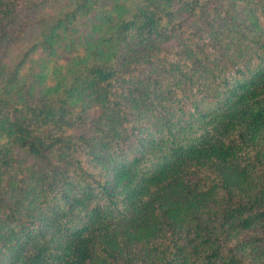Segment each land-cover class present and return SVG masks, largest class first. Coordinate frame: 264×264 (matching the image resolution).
<instances>
[{
	"label": "trees",
	"instance_id": "1",
	"mask_svg": "<svg viewBox=\"0 0 264 264\" xmlns=\"http://www.w3.org/2000/svg\"><path fill=\"white\" fill-rule=\"evenodd\" d=\"M0 264H264V0H0Z\"/></svg>",
	"mask_w": 264,
	"mask_h": 264
},
{
	"label": "rangeland",
	"instance_id": "2",
	"mask_svg": "<svg viewBox=\"0 0 264 264\" xmlns=\"http://www.w3.org/2000/svg\"><path fill=\"white\" fill-rule=\"evenodd\" d=\"M15 49H16V47L15 46H12L10 48V53H12ZM65 60H66V58H64L62 62H64ZM91 113H93V111H91Z\"/></svg>",
	"mask_w": 264,
	"mask_h": 264
}]
</instances>
